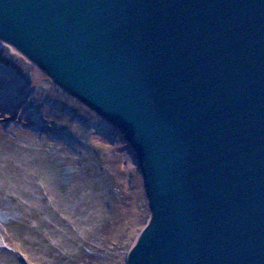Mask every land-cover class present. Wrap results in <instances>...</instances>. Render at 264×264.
<instances>
[{"label":"water","instance_id":"1","mask_svg":"<svg viewBox=\"0 0 264 264\" xmlns=\"http://www.w3.org/2000/svg\"><path fill=\"white\" fill-rule=\"evenodd\" d=\"M0 41L137 156L127 264H264V0H0Z\"/></svg>","mask_w":264,"mask_h":264},{"label":"rangeland","instance_id":"2","mask_svg":"<svg viewBox=\"0 0 264 264\" xmlns=\"http://www.w3.org/2000/svg\"><path fill=\"white\" fill-rule=\"evenodd\" d=\"M137 162L108 122L0 41V264H127L151 218Z\"/></svg>","mask_w":264,"mask_h":264},{"label":"bare ground","instance_id":"3","mask_svg":"<svg viewBox=\"0 0 264 264\" xmlns=\"http://www.w3.org/2000/svg\"><path fill=\"white\" fill-rule=\"evenodd\" d=\"M12 46V45H11ZM14 47V46H13ZM15 48V47H14ZM16 49V48H15ZM20 52V51H19ZM94 111V110H93ZM95 112V111H94ZM96 113V112H95ZM97 114V113H96ZM98 115V114H97ZM102 117V116H101ZM103 118V117H102ZM104 119V118H103ZM106 122H108L106 119H104ZM108 124H110L109 122H108ZM111 125V124H110Z\"/></svg>","mask_w":264,"mask_h":264}]
</instances>
